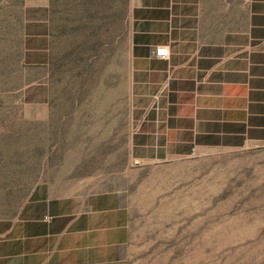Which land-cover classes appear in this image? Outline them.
<instances>
[{
	"label": "rangeland",
	"instance_id": "374dc122",
	"mask_svg": "<svg viewBox=\"0 0 264 264\" xmlns=\"http://www.w3.org/2000/svg\"><path fill=\"white\" fill-rule=\"evenodd\" d=\"M130 11L131 0H0L1 114L19 121L8 171L60 194L124 196L122 245L99 264H264V149L133 157ZM29 47L44 64L24 71Z\"/></svg>",
	"mask_w": 264,
	"mask_h": 264
},
{
	"label": "crops",
	"instance_id": "0c3cea01",
	"mask_svg": "<svg viewBox=\"0 0 264 264\" xmlns=\"http://www.w3.org/2000/svg\"><path fill=\"white\" fill-rule=\"evenodd\" d=\"M162 49L167 57L157 56ZM43 52L26 49L24 71L43 67ZM28 84L9 93L36 86ZM129 87L132 155L143 165L264 149V0H131ZM2 106L0 264H99L115 257L129 217L124 196L60 194L9 172L7 140L16 139L19 121L3 118Z\"/></svg>",
	"mask_w": 264,
	"mask_h": 264
},
{
	"label": "built area",
	"instance_id": "2783aa9c",
	"mask_svg": "<svg viewBox=\"0 0 264 264\" xmlns=\"http://www.w3.org/2000/svg\"><path fill=\"white\" fill-rule=\"evenodd\" d=\"M157 56H159V57H167L168 56V51L165 50V49L158 50ZM136 164L139 165L138 162H136Z\"/></svg>",
	"mask_w": 264,
	"mask_h": 264
}]
</instances>
